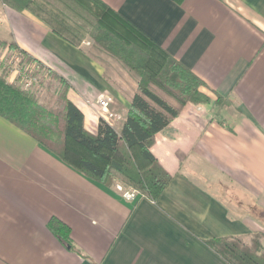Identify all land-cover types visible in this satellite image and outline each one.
<instances>
[{"label": "crops", "instance_id": "1", "mask_svg": "<svg viewBox=\"0 0 264 264\" xmlns=\"http://www.w3.org/2000/svg\"><path fill=\"white\" fill-rule=\"evenodd\" d=\"M102 1L202 80L208 100L186 102L155 135L171 175L155 202L124 199L0 116V264H229L204 243L227 236L259 235L264 248V0ZM0 39L69 82L87 130L101 94L120 126L135 88L107 80L86 40L74 46L1 1ZM52 216L80 253L47 229Z\"/></svg>", "mask_w": 264, "mask_h": 264}, {"label": "trees", "instance_id": "2", "mask_svg": "<svg viewBox=\"0 0 264 264\" xmlns=\"http://www.w3.org/2000/svg\"><path fill=\"white\" fill-rule=\"evenodd\" d=\"M0 1L18 11L30 10L74 46L82 48V41L90 39L85 52L103 67L104 77L113 84L127 78L134 83H126L128 87L135 88L120 126L99 117L91 132L82 111L67 97L69 82L15 42L0 39V49L21 55V64L33 63L34 73L45 71L58 87L39 99L35 89L18 84L19 76L9 82L10 69L0 64V116L90 179L105 187L119 181L155 202L171 180L151 152L155 135L186 102L208 100L199 91L204 82L102 0ZM46 227L61 245L79 252L66 223L52 216ZM259 238L249 242L227 236L204 243L229 264H264Z\"/></svg>", "mask_w": 264, "mask_h": 264}, {"label": "rangeland", "instance_id": "3", "mask_svg": "<svg viewBox=\"0 0 264 264\" xmlns=\"http://www.w3.org/2000/svg\"><path fill=\"white\" fill-rule=\"evenodd\" d=\"M7 41V40H5ZM87 42V43H86ZM85 44H83L85 46V48L87 49L90 46V39H86ZM22 60V56L15 53L14 51L9 50L7 47L0 49V64L5 67V68H9L10 72L8 74V78L7 80L10 79V77H13V73L16 71V77L19 76L20 78L18 79V84H21L23 86V88H28V89H35L37 91L38 97L43 98L45 96V94L50 91H54L57 90L58 87L55 83V81L51 78H48L45 71L41 70L39 72H33V63H31L30 65L28 64H21ZM12 71V72H11ZM26 81H30L31 84L28 87H24V82ZM120 81V80H119ZM123 83H129V85H133V82L130 81L129 79L125 78L124 80H121ZM33 83H34V87H33ZM47 91V92H46ZM46 92V93H45ZM94 110L97 113V109L95 107V105H93ZM99 111V110H98ZM113 125H117V122L115 121L113 123ZM122 184L123 183L116 181L114 184ZM127 189H132L135 190L132 187H128L126 185H124ZM136 191V190H135ZM138 196L139 193H138ZM137 196V197H138Z\"/></svg>", "mask_w": 264, "mask_h": 264}, {"label": "built area", "instance_id": "4", "mask_svg": "<svg viewBox=\"0 0 264 264\" xmlns=\"http://www.w3.org/2000/svg\"><path fill=\"white\" fill-rule=\"evenodd\" d=\"M12 72V71H11ZM14 75L9 80L15 81L16 71L12 72ZM31 84L30 81L24 82V87H28ZM110 98L106 94H101L97 97L96 103L94 104L97 109V114L105 119L108 123L113 125L115 121L122 119V116L119 113H111L108 109ZM99 110V111H98ZM115 189L121 194V196L128 200L133 201L137 198L138 192L132 189H127L122 184L115 185Z\"/></svg>", "mask_w": 264, "mask_h": 264}]
</instances>
